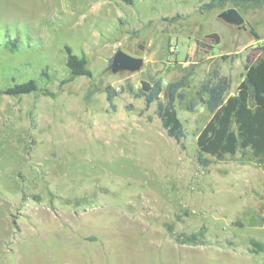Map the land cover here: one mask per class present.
Returning a JSON list of instances; mask_svg holds the SVG:
<instances>
[{
  "label": "rangeland",
  "instance_id": "374dc122",
  "mask_svg": "<svg viewBox=\"0 0 264 264\" xmlns=\"http://www.w3.org/2000/svg\"><path fill=\"white\" fill-rule=\"evenodd\" d=\"M208 1L0 0V264H264V162L200 165L211 114L195 96L214 71L234 94L264 55V3L238 5L236 26L217 17L232 0ZM207 32L219 42L197 47ZM66 46L90 77L70 78ZM117 49L142 66L112 72ZM31 78L38 91L5 92ZM180 78L177 141L140 81Z\"/></svg>",
  "mask_w": 264,
  "mask_h": 264
},
{
  "label": "trees",
  "instance_id": "16d2710c",
  "mask_svg": "<svg viewBox=\"0 0 264 264\" xmlns=\"http://www.w3.org/2000/svg\"><path fill=\"white\" fill-rule=\"evenodd\" d=\"M220 0H209L201 5L203 9H209ZM236 8L242 3L262 4L264 0H232ZM10 48H16V39H9ZM65 64L69 69L70 78L76 76L92 75L87 67V61L83 56L72 53L66 46ZM214 79L208 78L197 89L195 96L210 112V117L196 136L197 161L206 166L210 163V157L221 160L226 156H233L240 152L243 156L254 158L258 162H264V55L245 67L243 77L239 81L234 94H229L230 79L213 72ZM183 78L168 82L163 88L161 81H154L148 91H141L146 105L155 102L157 114L162 127L168 136L179 141L184 136L182 122L177 114L175 100L182 98L180 88L183 86ZM39 90L35 79H28L7 87L5 92L10 95H20ZM92 90L86 93V98L92 94ZM43 94L52 95L48 91ZM116 91L106 90V100L112 108V100ZM161 95L164 99H161ZM191 105H193L191 103ZM202 232L180 234L175 237L179 243L196 244L202 242ZM254 247H261V243L251 240Z\"/></svg>",
  "mask_w": 264,
  "mask_h": 264
},
{
  "label": "water",
  "instance_id": "95a60500",
  "mask_svg": "<svg viewBox=\"0 0 264 264\" xmlns=\"http://www.w3.org/2000/svg\"><path fill=\"white\" fill-rule=\"evenodd\" d=\"M217 17L226 23L236 26L244 22V18L234 6L222 10L217 14ZM205 36L207 38H213L215 43L219 42L220 40L219 35L215 32H210ZM198 41L199 39H194V42L196 44L198 43ZM142 64H143L142 57L132 56L122 51L121 49H117L111 58L109 67L112 72H117L122 70L136 71L142 66ZM140 83L144 91H148L151 87L150 83L145 80H141Z\"/></svg>",
  "mask_w": 264,
  "mask_h": 264
},
{
  "label": "flooded vegetation",
  "instance_id": "af4514ba",
  "mask_svg": "<svg viewBox=\"0 0 264 264\" xmlns=\"http://www.w3.org/2000/svg\"><path fill=\"white\" fill-rule=\"evenodd\" d=\"M208 33H210V32L203 34V37L201 39H199V41L197 43V47L199 45V46H204L206 48H212V46H208V45L213 44L214 39L213 38H207L205 35Z\"/></svg>",
  "mask_w": 264,
  "mask_h": 264
}]
</instances>
